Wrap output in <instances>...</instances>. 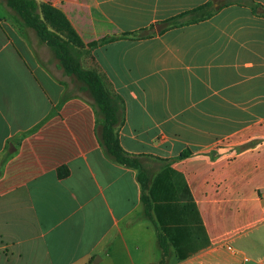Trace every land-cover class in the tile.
I'll list each match as a JSON object with an SVG mask.
<instances>
[{"label":"crops","instance_id":"1","mask_svg":"<svg viewBox=\"0 0 264 264\" xmlns=\"http://www.w3.org/2000/svg\"><path fill=\"white\" fill-rule=\"evenodd\" d=\"M41 1L84 44L115 39L82 67L122 102L116 137L150 175L164 264H264V0ZM208 2L229 5L122 37ZM11 19L0 13V264L158 263L135 171L100 146L90 103L33 70Z\"/></svg>","mask_w":264,"mask_h":264},{"label":"trees","instance_id":"2","mask_svg":"<svg viewBox=\"0 0 264 264\" xmlns=\"http://www.w3.org/2000/svg\"><path fill=\"white\" fill-rule=\"evenodd\" d=\"M4 1L6 7L10 10L12 20L19 27L32 30L41 42L53 47L58 67L62 69L66 76L81 84V88L88 92L93 101L96 116L95 133L98 142L112 161L135 171V178L140 188V200L143 204L144 215L152 222L158 245L162 251V259L156 264H164L165 257L168 255V246L151 218L150 202L147 195L150 175L143 167L141 158L126 153L119 145L116 137L115 127L123 120L122 102L119 98L112 96L108 92L97 72L85 69L81 65L82 59L90 55L95 47L107 44L115 39L109 38L84 44L64 14L49 3L41 0ZM227 5L229 4L225 3L214 7L212 2H208L166 20L156 22L148 28L141 29L140 33L126 34L122 37L148 39L159 36L168 30L207 20L219 9ZM262 15L264 16V13ZM255 143L254 141L245 143L238 147V150L251 148ZM188 155L187 151H183L179 157L185 158ZM169 162L165 160L162 162V165L165 166Z\"/></svg>","mask_w":264,"mask_h":264},{"label":"rangeland","instance_id":"3","mask_svg":"<svg viewBox=\"0 0 264 264\" xmlns=\"http://www.w3.org/2000/svg\"><path fill=\"white\" fill-rule=\"evenodd\" d=\"M0 13L3 14V17H8L11 19L10 10L6 7L4 0H0ZM18 30L24 41V50L26 49L27 55L31 56L29 62L32 65L33 70L37 72L38 75H46L53 82L59 83L63 88L64 96L74 95L80 97L87 103H90L93 107V101L88 92L81 88V84L76 82L71 77L66 76L62 69L58 67V61L55 58V49L41 42L32 30L23 28H19ZM112 54L113 51L111 50H101L100 52H97L95 56H93L95 60H98L102 55L111 57ZM33 62H35V64ZM85 65L86 61L83 60L82 66L85 67ZM38 67L45 74H42L38 70Z\"/></svg>","mask_w":264,"mask_h":264},{"label":"water","instance_id":"4","mask_svg":"<svg viewBox=\"0 0 264 264\" xmlns=\"http://www.w3.org/2000/svg\"><path fill=\"white\" fill-rule=\"evenodd\" d=\"M244 264H254V263L251 261H246V262H244Z\"/></svg>","mask_w":264,"mask_h":264}]
</instances>
